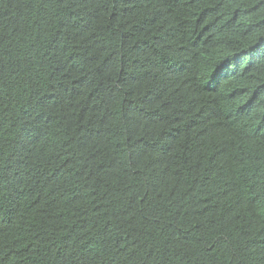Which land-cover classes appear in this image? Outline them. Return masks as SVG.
I'll return each mask as SVG.
<instances>
[{
    "label": "trees",
    "instance_id": "trees-1",
    "mask_svg": "<svg viewBox=\"0 0 264 264\" xmlns=\"http://www.w3.org/2000/svg\"><path fill=\"white\" fill-rule=\"evenodd\" d=\"M0 264H264V0H0Z\"/></svg>",
    "mask_w": 264,
    "mask_h": 264
}]
</instances>
